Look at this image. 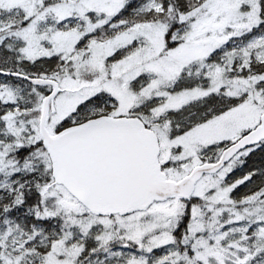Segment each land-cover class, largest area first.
<instances>
[{
	"label": "snow or ice",
	"instance_id": "snow-or-ice-1",
	"mask_svg": "<svg viewBox=\"0 0 264 264\" xmlns=\"http://www.w3.org/2000/svg\"><path fill=\"white\" fill-rule=\"evenodd\" d=\"M0 264H264V0H0Z\"/></svg>",
	"mask_w": 264,
	"mask_h": 264
}]
</instances>
